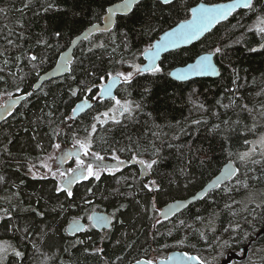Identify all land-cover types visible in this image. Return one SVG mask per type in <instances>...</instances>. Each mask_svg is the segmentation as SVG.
<instances>
[{"label":"trees","instance_id":"obj_1","mask_svg":"<svg viewBox=\"0 0 264 264\" xmlns=\"http://www.w3.org/2000/svg\"><path fill=\"white\" fill-rule=\"evenodd\" d=\"M115 1L117 0H32L30 7L21 13L18 9L23 7L25 0H0V8L6 9V12L0 13V49H7L6 57H0V76L3 77L0 80V95L12 90L13 94H19L17 86L20 92L30 91L38 75L54 64V59L69 45L71 38L88 24L101 21L105 7ZM198 1L201 0H173L171 6H164L158 0H140L132 12L116 15L113 28L107 32H93L88 39L76 46L68 73L30 91L31 95L25 97L12 110L11 115H6L0 121V145H7L12 153L11 157L0 153V175L7 179L6 184L0 185V198L19 191L22 206L27 207L30 203L36 206V196L33 193L43 196L44 200H48L49 195L57 196L51 191L55 180H34L27 174V167L16 171V166L24 164L25 157L30 158V163L37 162V158L41 156L40 150L35 147L37 141L44 145V154L47 153L53 142V129L61 132L57 139L65 137L63 141L72 142L73 132L68 131L69 124L65 122V118L71 116L70 108L83 93L73 97L71 89L83 88L82 81L89 85L99 83L95 77L86 74L93 68L99 76L110 70H128L126 64H120L122 59L127 61L135 56V62H140L142 58L139 51L156 39L164 29L187 18L188 9ZM49 3L54 7L43 11V7ZM261 6H264V0H258L257 8ZM254 20L255 17L251 14L245 16L240 11L191 45L165 53L160 61L164 74L156 77L146 74L138 78L127 91L122 85L117 88L118 95L123 98L128 92H131V98L136 101H141L143 97V112L137 116L139 123L129 124L127 128L122 125L112 127L110 131L95 134L93 149L109 153L105 151L109 145L122 147L131 136L133 140L140 141L141 149H149L142 158L152 159L149 142H154L160 148V153L159 162L151 171V177L160 184L161 190L148 192L143 189L136 166L126 165L114 175L102 174L100 181L91 186L94 196L87 195L85 187L89 183L86 182L73 189L74 196L71 200L66 201L65 195L59 194V202H63L65 206L62 215L58 214L59 209L56 212L50 211L57 203L56 199L48 200L47 205L41 200L39 209L46 211L45 218L36 217L29 212H15L14 219L0 220V239L11 241L25 253L22 264H128L140 257L156 259L165 256L174 248L193 252L213 264L219 261L224 252L239 250L240 246L248 242L247 256L230 264H264V231L255 237V233L264 228V209H257L255 215L241 211L248 201L249 193L255 194L257 202L264 198L260 195L264 193V175L260 165L249 164L246 168L240 166V179H244L245 175L259 178L249 179L247 190L235 186L233 178V181L224 182L231 191L212 189L207 198L189 203L176 215L167 220L161 219L160 224L155 223L157 217L151 211L154 197L157 207H160L167 201L194 193L226 160L233 159L239 165L235 156H229V153L245 151L248 145L244 144V140L255 138L256 134L245 131V126L250 127L254 122L253 116L257 114L240 109L242 104L253 109L264 104V93L256 95L264 90V50L248 51V48L256 47L259 41L255 35L245 33L244 28L240 27L250 25ZM20 23L23 24L22 29ZM9 29L15 33H24L23 39L16 35L10 37L21 45L19 50L9 48L3 39L9 36ZM57 32L61 34L59 37L55 35ZM41 39L50 47L37 44V40ZM125 40L128 47L124 45ZM237 40L241 42L235 43ZM101 43L104 44L103 48L97 46ZM217 46L224 49L223 55L214 57L219 67V76L195 77L186 81L172 80L167 76L173 66L184 64L198 53ZM25 52L38 57L35 69L25 59L19 65L16 63L15 57ZM4 58L11 61L7 66L3 64ZM233 70L239 73L237 83L240 87L237 93L229 91L235 87ZM145 87L150 89L147 94H144ZM234 96L241 97L236 99L235 105L227 108L221 106L230 104ZM200 104L204 107L200 108ZM98 108L105 110L106 106H96L79 118L92 119ZM49 111L53 113L51 117L47 115ZM147 113H151L150 118ZM37 118H42V122ZM195 120L201 123H191ZM33 121H37V124H33ZM224 121H229L230 124L225 125ZM237 121L240 123L236 124ZM255 122L260 132L264 118L257 116ZM154 124L161 126L163 134L160 140L154 141L151 135L150 130H155ZM217 124L220 129L210 131ZM74 127L78 129L74 132L83 136L84 129L88 126L79 123ZM36 134L37 141H34L32 137ZM9 140L12 141L11 144L8 143ZM119 155L131 157L127 152ZM248 168L255 171L249 172ZM121 177L126 180L117 183ZM20 180L24 181L22 185ZM13 184L18 185V189L12 188ZM116 189H119L118 193L114 191ZM85 198L92 200V204H86ZM233 201L238 203L233 204ZM122 204L126 207L120 208ZM225 204H232L231 210L226 209ZM7 206L0 199V207ZM253 207L252 204L248 205L249 209ZM118 208L120 210L116 213L111 229H91L75 235L65 231L68 220L74 217L86 218L94 209L113 213ZM214 212L218 215L214 218L215 232H212L205 225ZM232 212L237 215L233 216ZM197 216L203 218L204 223L196 220ZM181 220L191 227H179ZM233 222H239L240 229L237 232H225ZM11 226L21 229L27 226L33 232L32 238L22 241L19 233L8 230ZM42 227H46L48 232L43 240L39 238ZM197 229L205 231L207 238L200 239ZM77 239L84 240L85 243L78 244L75 242ZM182 239L185 243L177 244ZM33 243L39 251L33 248ZM96 248L103 249V252L95 253ZM45 256L48 257L47 260ZM5 264H21V261L9 256Z\"/></svg>","mask_w":264,"mask_h":264},{"label":"snow or ice","instance_id":"obj_2","mask_svg":"<svg viewBox=\"0 0 264 264\" xmlns=\"http://www.w3.org/2000/svg\"><path fill=\"white\" fill-rule=\"evenodd\" d=\"M161 5L171 6L173 0H158ZM258 0H227V2L221 3H198L196 6L188 9L190 13L189 19H184L175 24V26H171L168 30L163 31V34L159 36V39L154 42L148 43L142 50L139 51V56L143 57L146 63H136L135 56L130 57L127 61L121 60L120 64L127 65L130 69L129 71L123 70H110L104 72L103 75L97 76L96 70L93 68L90 72L86 74L95 77L99 83L88 84L86 81H82L83 88H74L71 89V96L76 97L78 93H83V99L79 101L78 104L72 109L73 115L70 117H66L65 119L75 120L77 115L86 110H92L94 105L101 104L107 105L109 102L111 106L105 108L104 111H97L94 116H92V123L89 127L84 129V136L81 137L77 132H73L72 134V146L70 149L62 148V145L58 142H54L61 134L60 130L53 129L51 140L53 142L50 143V146L53 150L52 153L44 154V145L37 141V135H33L32 139L37 141L35 147L40 150L41 156L37 158V162L30 163L29 157H25L24 164H17L16 171H20L23 167H27V174H29L34 180H48L52 178L55 180V184L53 185V189L57 196H48V200L56 199L57 203L53 205L50 209L52 212H56L59 209L60 215H62L65 211V206L63 202H59L58 195L64 194L66 201L71 200L74 196L73 193V185L81 182V181H89L90 179H94L95 181H100L101 174L107 173L108 175H114L116 172H119L125 164L135 163L140 165L141 167V175L150 174L153 170L154 166L158 164V157L160 153V148H157L154 142H149L151 147V155L152 159H144L142 158L144 153L149 152L148 148L141 149L140 141L133 140L131 136L128 137V143L124 146H112L109 145L105 151L110 153L111 163L106 161L104 155H101L100 152L93 151L94 143L96 136L95 134L98 130L110 131L112 127L123 126L125 128L128 127L129 124H138L139 121L137 116L139 113L143 112V103L141 101H136L131 98V92H128L124 98H118L114 89L118 85H122L124 90L131 88L138 78L144 77L146 74L152 77H156L158 75L164 74V68L162 66L161 54L165 52H169L170 50L179 49L182 45L190 44L193 41L199 40L206 33H209L216 25L220 24L223 21H227L229 17H234L238 15L240 11H243L245 16L251 14L255 17V20L250 25H240V27L244 28L245 33H250L257 37L259 43L256 47L248 48L247 50L250 52H258L260 50H264V6L261 8H257ZM32 0H25L23 7L18 9L21 13H23L26 9L30 7ZM140 0H121V3L117 4L114 8H110L107 10L108 15L106 16L107 24H111L112 17L117 13L128 14L133 11L134 7L138 6ZM54 7L53 4L49 3L46 7H43V11H48ZM6 12V9L0 8V13ZM20 28H23V24L20 23ZM94 32H107L108 28L105 26L103 29L97 27L96 25L92 26V31L88 32L84 39H88ZM16 35L20 39H23L24 33L23 31L19 33H15L13 30L9 29V36L4 37V41L9 48H16L19 50L21 45L14 41L11 36ZM59 37L61 34L57 32L55 34ZM127 35V34H125ZM244 33H242V36ZM240 40L235 41V43H240ZM37 44L47 45L45 40H37ZM125 47H128V42L125 40ZM98 47L103 48L104 44L101 43L97 45ZM7 49H0V57H6ZM224 49L222 47H214L210 48L203 55H199L194 62L186 64L183 67H177L171 71L167 72V76L174 78L177 81H184L194 76H205L219 75V70L216 63L213 62V58L217 55H223ZM25 59L27 60L33 67L36 68L37 64L35 62L38 61V57L33 54H29L27 52L21 53L15 57L16 63L19 65V62ZM11 61L8 58L3 59V64L7 66ZM70 64V61L66 60L64 64H58L57 70H67L71 69L67 67ZM235 75L233 79L234 88L229 91L233 93H237L240 85L237 83L239 80V73L236 70H233ZM14 75V74H13ZM3 77L0 76V80ZM23 78L21 77V80ZM95 90V95L89 96ZM149 88H144V94L149 92ZM17 92H20V88L17 86ZM264 93L258 92L256 95H261ZM4 95L11 98L5 104H0V119H4V114L11 115L10 109L13 105L17 104L20 100L24 99V96H16L13 97L12 92H5ZM27 95H31V93H27ZM47 95V93H45ZM241 97L234 96L231 98L230 104L221 105L222 107H231L235 105L236 99H240ZM219 104L220 101H217ZM200 108L204 106L202 104L199 105ZM241 111H247L250 114L255 112L257 115L253 116L252 125L245 126V131L256 134L255 139L253 140H244L245 145H249L247 150L237 152L235 154L229 153V156H235V160L239 161V165L234 164L233 161L230 160L229 164L224 168L221 175L218 176L213 182L212 187L214 189H219L221 191H231L224 185V181H233L237 187H243L245 190L249 188V179H259L258 177H248L244 176V179L241 180L239 177L240 166L252 165H260L262 169V175H264V132H258L257 130V116L259 118H264V104L259 105L257 108H250L246 104L240 105ZM49 117L53 115L51 111L47 113ZM149 118L151 117V113L146 114ZM38 121L42 122V118H37ZM193 124H200L201 121L195 120L192 121ZM225 125H229V121L223 122ZM239 124L240 121L235 122ZM33 124H37V121H33ZM179 124V122H177ZM155 130H150L151 135L155 140H160L162 136V130L160 125H153ZM220 129V125H214L210 131H216ZM27 131V129H25ZM183 131V129H181ZM9 144L12 143L11 140L8 141ZM171 147V145H169ZM127 152L131 154L130 160L121 159L119 153ZM0 153H5L9 157L12 156L11 151L9 150L7 145H0ZM257 156L259 158H257ZM75 159V166L63 168L62 166L71 159ZM87 158V159H85ZM55 165V166H54ZM42 170V171H41ZM249 172L255 171L253 168H248ZM7 179L4 175H0V185L6 184ZM24 183L23 180H20V184ZM12 188L18 189V185H11ZM128 187H132V185H128ZM143 189H146L148 192H159L161 190L160 184L156 180H150L147 183L143 184ZM115 192H119V189L114 190ZM131 194V193H130ZM32 195L36 196L35 205L33 206L31 203L27 207L22 206V201L20 200L19 191H13L7 197L0 198L2 199L8 206L0 207V220H12L14 219L13 214L15 212H29L34 214L36 217L45 218L46 211H41L39 209V205L41 200H44L43 196L37 195L33 193ZM87 195H95L93 188L87 189ZM209 195L206 191H201L199 197H193V199H205ZM262 197H264V193H260ZM255 194L249 193L248 201L244 204L243 209L241 211H248L250 215H255L257 209H264V198L260 199L259 202L254 198ZM48 200H44V203L47 205ZM84 202L88 205L92 204V200L86 199ZM233 204L238 203L236 201L232 202ZM252 204L254 207L252 209L248 208V205ZM74 206V205H73ZM184 206L182 203L177 202L175 204L169 205L166 209L158 208L156 198H153L151 211L156 214V224L161 223V218L167 220L170 217V214L174 215V209H180ZM126 207V205H120V208ZM225 208L231 210L232 204H225ZM119 208L116 209L111 214H96L89 215L87 217L90 222L87 227L80 223V219L74 217L73 220L69 221L68 228L65 229L66 232H69L71 235H75L77 232H88L91 229H111L113 226V220L116 217V213L119 212ZM145 211H148L145 208ZM218 215L217 213H212L208 219V223L205 225L210 231L215 232L213 227L214 218ZM233 216H236V212H232ZM196 220L204 223L203 218L200 216L196 217ZM123 223V221H121ZM179 227H191L190 225H186L185 221H179ZM155 227V225H153ZM241 225L239 222H233L229 224V227L224 231H232L237 232L240 229ZM10 231L14 233H19L21 240H30L33 236V232L29 230L27 226L23 229L11 226ZM199 234L200 239L204 240L207 238V233L203 230H196ZM171 232H169V235ZM48 235L46 227L41 228V232L39 234V238L41 240L44 239ZM246 235V234H245ZM103 239V237H102ZM219 241V238H217ZM78 244L85 243L84 240L77 239L75 241ZM185 241L179 240L177 244H184ZM227 243V242H224ZM33 248H37V245L33 243ZM165 247H167L165 245ZM67 250V249H66ZM37 251L39 249L37 248ZM87 251V249H86ZM95 253H102L103 249L96 248L94 249ZM12 256L17 260L23 261L25 253L20 250V248L12 243L9 240H0V264H5V261ZM47 260L48 257L45 256ZM117 259H120L117 257ZM135 264H209V262L203 259L200 256L190 254L188 251L174 253L166 257L164 260H160L159 262L156 259H138L135 261Z\"/></svg>","mask_w":264,"mask_h":264},{"label":"water","instance_id":"obj_3","mask_svg":"<svg viewBox=\"0 0 264 264\" xmlns=\"http://www.w3.org/2000/svg\"><path fill=\"white\" fill-rule=\"evenodd\" d=\"M201 2H204V3H221V2H227V0L217 1V2H207V1L201 0V1H198L197 3H194V5H192L191 7H194V6H196V4L201 3ZM119 3H121V0H117V1H115V2H113V3H111V4H109V5H107V6L105 7L106 10H105V12H104V14H103V16H102V18H101V21H99V22H92V23L88 24L86 27H84L83 30H81V32H79V33H77L75 36H73V37L71 38L70 42H69V45L66 46V48L62 49V50L58 53L57 58L54 59V60H55L54 64H53L51 67H49L47 70H45V72L43 71V72H41V73L38 75L37 79H36V80L34 81V83L32 84L31 89H32V90H35V89H37L38 87H40L41 84H43V83H45V82H47V81H49V80H52V79H59V78L63 77L66 73H68L69 71H67V70L58 71V70H57V66H58V64H64V63L66 62V60L70 61V63H71V61H72L71 58H73L74 50H75L76 46H77L81 41L85 40V39H84V36H86V35L88 34V32L92 31V26H93V25H96L97 27H99V28H101V29H103L105 26H107L108 30H110L111 28H113V26H114V24H115L116 15L118 16V15H124V14L117 13L115 16L112 17V22H111V24H107V21H106V16L108 15L107 10L110 9V8H114V7H115L117 4H119ZM191 7H190V8H191ZM189 18H190V13H189V16H187V18H184V19H189ZM184 19H181V20H184ZM181 20H179V21H181ZM179 21H177L176 23H178ZM176 23H174L172 26H175ZM170 27H171V26H170ZM170 27L164 29L163 31L168 30ZM163 31H162V32L158 35V37H157L156 39H154L152 42H154L155 40L159 39V36L163 34ZM93 32H94V31H93ZM206 34H207V33H206ZM202 37H203V36H202ZM202 37H201V38H202ZM201 38H200V39H201ZM196 41H197V40H196ZM196 41H193L192 43H194V42H196ZM192 43H190V44H186V45H182L181 47L189 46V45H191ZM174 50H175V49H174ZM170 51H172V50H170ZM205 52H206V51L201 52V53H198V54H197L192 60H190V61H188V62H186V63H184V64H180V65L173 66L172 68L169 69V71H171V70H173V69H175V68H177V67H183V66H186V64H188V63H192V62H194V60H195L199 55H203ZM165 53H167V52H165ZM165 53H162V54H161V58H162V56H163ZM141 58H142V60L140 61V63H141V64L146 63V61L143 59V57H141ZM213 62L216 63V61H215L214 58H213ZM216 65H217V63H216ZM67 67L70 68V64H68ZM217 67H218V65H217ZM218 70H219V67H218ZM217 76H219V75H217ZM217 76L205 75V76H194V77H190V78H194V79H195V77H217ZM170 78H172V77H170ZM190 78H189V79H190ZM189 79H187V80H189ZM172 80H175V79L172 78ZM176 81H177V80H176ZM184 81H186V80H184ZM119 86H120V85H118V86L114 89V92H115V90H117V88H118ZM27 93H28V92L19 93V94H13V97H12V98H15L16 96H21V95H23V96H24V99H25V97L28 96ZM9 99H11V98H9V97H5V98H3V100L0 102V104H5ZM24 99L20 100L17 104L13 105L12 108L10 109V112H12V110H14L18 105H20L21 102H22ZM81 99H83V98H81ZM81 99H79V100H77V101L75 102L74 107L76 106V104L79 103V101H80ZM74 107H73V108H74ZM73 108H72V109H73ZM86 111H87V110H86ZM84 112H85V111H84ZM84 112L79 113L77 116H79L80 114H82V113H84ZM6 115H8V114L5 113L4 116L6 117ZM72 115H73V113H72ZM2 120H3V119H0V121H2ZM128 160H130V158H129ZM230 160L234 162L233 159H228V160H226V161L220 166L219 170H218L216 173H214V174H213V175H212V176H211V177H210V178H209V179H208V180H207V181H206L201 187H199L197 190H195L194 193H192L191 195L186 196V197L175 198V199H172V200H170V201H167V202H165L163 205H161L159 208L166 209L169 205H172V204H175V203H177V202H180V203H182L184 206H182L180 209H174V210H173L174 213H175L174 215H176V214L179 213L181 210H183L184 208H186V207L189 205V203H192V202H194V201L199 200V198H197V199H193V197H199V194H200L201 191L210 192L212 189H214V188L212 187V182H213L218 176L221 175L222 171H223L224 168L229 164ZM131 164H132V163H131ZM234 164H235V162H234ZM137 165H138V164H137ZM138 166H139L138 168L141 169L140 165H138ZM226 181H227V180H225L224 182H226ZM224 182H223V183H224ZM96 214H109V213H108L107 211H104V210H97V209H95V210L91 211L89 215H96ZM170 216H173V215L170 214ZM76 218H79V219H80V223H82L83 225H85L84 221H82L83 219H81L80 217H76ZM161 219H163V218H161ZM71 220H73V218L70 219V220H68V223L66 224V228H68L69 221H71ZM98 230H101V229H98ZM263 231H264V228L258 230V231L255 233V237H257V236H258L259 234H261ZM67 234H70V233L67 232ZM249 244H250V242H248V243H246V244L240 246L239 250H228V251L224 252L223 256L219 259V261L217 262V264H230V263H231L232 261H234V260H235V261H240V260L244 259V258L247 256V254H248ZM184 251H186V250H183V249H175V248H174V249L169 250V251L167 252V254H165V256H162V257L156 258V260L159 262L160 260H164L166 257H168V256H170V255H173L174 253H180V252H184ZM190 254L197 255V254H195V253H193V252H190ZM197 256H198V255H197ZM138 259H148V258H147V257H140V258H137V259L131 261V262L128 263V264H135V261L138 260Z\"/></svg>","mask_w":264,"mask_h":264},{"label":"flooded vegetation","instance_id":"obj_4","mask_svg":"<svg viewBox=\"0 0 264 264\" xmlns=\"http://www.w3.org/2000/svg\"><path fill=\"white\" fill-rule=\"evenodd\" d=\"M140 63V62H139ZM34 83V82H33ZM30 91H32V89L30 90ZM30 91H26V92H28V93H30ZM19 93H24V92H19ZM115 93H116V95H117V97L118 98H123V97H121V96H119L118 95V93H117V90H115ZM92 95H95V91L94 92H92V93H90L89 94V96H92ZM82 97L81 98H83V95H81ZM7 97V96H6ZM80 98V99H81ZM79 100V99H78ZM74 105H75V103L73 104V106H72V108L74 107ZM96 106H104V105H101V104H96V105H94V107H96ZM106 107H108V106H111V103L109 102L107 105H105ZM72 108H70L71 109V116H72ZM94 109V108H93ZM87 111H90V110H87ZM87 111H85V112H87ZM97 111H104V110H102V109H96V111H95V113L97 112ZM84 112V113H85ZM84 113H82V114H84ZM82 114H80L79 116H77L76 117V119L75 120H71V119H66L65 120V122L67 123V124H69V129H68V131L70 132V133H72V132H74V131H76V130H78L76 127H74L75 125L77 126V124H79V123H84L85 125H87L88 127L91 125V123H92V119H89V118H79ZM104 130H98V132L97 133H99V132H103ZM96 133V134H97ZM84 136V135H83ZM64 139H65V137H64ZM64 139H57V141L56 142H59V143H61V144H63L62 146H63V148H65V149H70L71 148V146H72V142H66V141H63ZM93 151H96V150H94L93 149ZM98 152V151H97ZM101 155H104L105 156V158H106V161L107 162H109V163H111L112 161H111V159H110V153H100ZM121 157V159H124V160H128L129 158H125V157H122V156H120ZM85 159H87V158H85ZM126 165H135L136 166V169L138 170V174H139V177L140 178H142L143 180H142V182L144 183V182H148V181H150V180H152L153 178L151 177V175L149 176V174H145V175H141V169L140 168H138L139 166L137 165V164H135V163H132V164H125V166ZM73 166H75V159L73 158V159H71V160H68L62 167L63 168H68V167H73ZM125 166H123L122 168L124 169V167ZM121 168V169H122ZM42 171V170H41ZM102 174H107V173H102ZM101 174V175H102ZM148 175V176H147ZM83 182H86V183H89V185H86V189H88V188H91V186L92 185H94L95 184V180L94 179H90L89 181H81V182H79V183H77V184H75V185H73L72 187H73V189L75 188V187H77V186H79L80 184H82ZM55 184V183H54ZM84 188V189H85ZM91 212V211H90ZM90 212H89V214H90ZM109 213V212H108ZM109 214H111V213H109ZM89 216V215H88ZM81 219H83L82 221H84V223H85V227H87V221H86V218H82V217H80ZM98 230V229H97ZM98 231H100V230H98Z\"/></svg>","mask_w":264,"mask_h":264},{"label":"rangeland","instance_id":"obj_5","mask_svg":"<svg viewBox=\"0 0 264 264\" xmlns=\"http://www.w3.org/2000/svg\"><path fill=\"white\" fill-rule=\"evenodd\" d=\"M137 63H139V62H137ZM130 69H123V71H129ZM14 90H12V91H10V92H13ZM6 97V95H0V102L3 100V98H5ZM263 127L261 128V130H260V132H264V125H262ZM81 137H83V136H81ZM253 139H255V138H253ZM252 139V140H253ZM59 143V142H58ZM61 144V143H60ZM61 145H63V144H61ZM248 147H249V145H248ZM247 147V148H248ZM62 148H63V146H62ZM247 148L245 149V150H247ZM53 152V150H52V148L47 152V153H45V154H49V153H52ZM55 166V165H54ZM244 168H246L245 166H244ZM123 169V168H122ZM121 169V170H122ZM120 170V171H121ZM151 175V173L149 174V176ZM148 176V175H147ZM138 178L140 179V181L142 182V178H140L139 177V174H138ZM153 179L152 180H156L154 177H152ZM126 179L124 178V177H121L120 179H119V181H116L117 183L119 182V183H121V182H124ZM241 180H243V178L241 179ZM130 183V182H129ZM145 183H147V181L146 182H142L141 184H145ZM159 208V207H158ZM88 215H89V213H88ZM88 217V216H87ZM87 217H86V221H87V226H88V224L90 223L89 221H88V219H87ZM83 218V217H82ZM0 240H5V239H0ZM218 262V260L215 262V263H213V264H216Z\"/></svg>","mask_w":264,"mask_h":264}]
</instances>
